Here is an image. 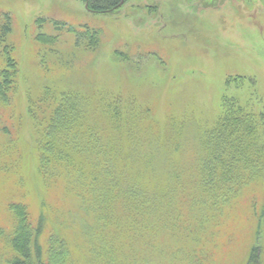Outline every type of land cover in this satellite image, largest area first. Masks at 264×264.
Segmentation results:
<instances>
[{
  "label": "rangeland",
  "instance_id": "obj_1",
  "mask_svg": "<svg viewBox=\"0 0 264 264\" xmlns=\"http://www.w3.org/2000/svg\"><path fill=\"white\" fill-rule=\"evenodd\" d=\"M86 5L84 0H0V14L10 13L14 19L10 42L19 72L11 103L0 101V221L13 222L14 213L8 209L12 202L26 203L35 220L44 213L40 241L45 246L49 228L60 226L71 247L68 264H144V257L148 264H248L255 250L258 263L264 264V179L221 206L206 199L190 201L187 193L196 185L190 181L172 197L186 225L160 205L143 209L142 215L160 221L147 228L134 219L130 233L125 229L115 235L114 261L106 253L92 257L80 228L70 224L64 210L78 207L74 185L68 187L63 175L46 183L39 170V126L28 111L45 83L60 92L72 86L85 91L95 86L119 89L123 98H134L133 108L149 110L139 122L153 126L139 138L150 137L154 127L171 126V121L185 124L179 133L185 146L180 158L186 167L183 174L191 175L198 130L213 126L226 95L243 101L256 98V110L264 113V0H126L110 13H95ZM38 18L47 19L48 33L55 30L52 19L78 26L89 22L105 39L96 52L85 53L70 66L71 54L58 53L56 58L36 41ZM138 48L139 55L129 61L132 49ZM4 57L0 53V63ZM68 57L69 65L60 64ZM162 179L151 183L165 189ZM126 206L116 208L119 222L125 221V209L138 211Z\"/></svg>",
  "mask_w": 264,
  "mask_h": 264
},
{
  "label": "trees",
  "instance_id": "obj_2",
  "mask_svg": "<svg viewBox=\"0 0 264 264\" xmlns=\"http://www.w3.org/2000/svg\"><path fill=\"white\" fill-rule=\"evenodd\" d=\"M84 2L89 11L110 13L120 10L126 0ZM0 16V53L5 56L0 63V101L10 104L19 73L12 53L14 44L10 42L14 19L10 13ZM46 21V18H38L41 31L35 36L36 41L45 45L48 48L45 52L54 53L56 58H59L58 53L71 54L70 66L73 61H81L85 53L96 52L105 39L101 29L87 24L89 22L78 26L52 19L55 30L48 33L44 31ZM60 39L64 41L59 43ZM139 50L132 49L129 61L134 54L139 55ZM70 57L67 61L60 60V64L69 65ZM56 88L45 83L40 96L29 102L31 119L39 126V170L46 183L63 175L68 187L74 185L78 207L64 210L68 209L65 212L71 216L70 224L80 228L92 257L106 253L109 261H114L112 250L118 246L117 232L126 229L130 233L135 220L147 228L160 221L158 216L142 215L143 209L160 205L164 210H173L181 219L179 223L186 225L187 220L172 204V197L180 186L188 188L190 181L196 184L187 193L190 201L206 199L221 206L264 179V113L256 110V98L255 101L252 97L244 101L235 96L223 98L217 121L208 129L198 130L197 138L194 136L198 145L197 162L195 166L192 163V174L186 173V176L182 172L186 170L185 162L180 158L185 149L184 138L179 137L185 124L170 120L171 126L166 123L164 128L154 127L150 137L139 138L153 123L149 127L139 122L143 119L140 115L149 110L135 105L133 108L134 98H123L122 92L114 88L95 86L85 91V88L72 86L61 92ZM84 155H89L91 160L84 159ZM159 157L162 159L157 162ZM158 176L165 181V189L159 190L151 183ZM85 183L89 188H84ZM127 204L136 206L138 211L125 209L122 214L125 221L119 222L116 208L119 205L123 210ZM8 209L14 216L10 224L0 221V264L71 262V247L60 226L49 228L44 246L40 236L45 229V214L35 220L29 206L22 202L9 203ZM134 229L137 230L135 226ZM149 262L143 258L144 264ZM248 264H259L256 250L251 253Z\"/></svg>",
  "mask_w": 264,
  "mask_h": 264
}]
</instances>
